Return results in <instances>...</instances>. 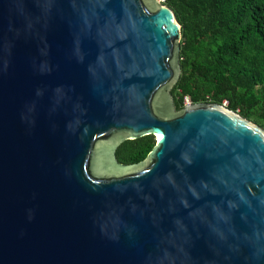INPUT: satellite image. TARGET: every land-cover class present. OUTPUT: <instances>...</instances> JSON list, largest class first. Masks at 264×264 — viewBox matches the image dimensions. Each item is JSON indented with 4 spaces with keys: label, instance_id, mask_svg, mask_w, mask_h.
I'll use <instances>...</instances> for the list:
<instances>
[{
    "label": "water",
    "instance_id": "obj_1",
    "mask_svg": "<svg viewBox=\"0 0 264 264\" xmlns=\"http://www.w3.org/2000/svg\"><path fill=\"white\" fill-rule=\"evenodd\" d=\"M164 1L0 0V264H264V129L177 110Z\"/></svg>",
    "mask_w": 264,
    "mask_h": 264
},
{
    "label": "trees",
    "instance_id": "obj_2",
    "mask_svg": "<svg viewBox=\"0 0 264 264\" xmlns=\"http://www.w3.org/2000/svg\"><path fill=\"white\" fill-rule=\"evenodd\" d=\"M182 30L179 82L172 95L181 111L193 104H218L264 129V0H165ZM153 135L124 142L117 158L144 161Z\"/></svg>",
    "mask_w": 264,
    "mask_h": 264
},
{
    "label": "built area",
    "instance_id": "obj_3",
    "mask_svg": "<svg viewBox=\"0 0 264 264\" xmlns=\"http://www.w3.org/2000/svg\"><path fill=\"white\" fill-rule=\"evenodd\" d=\"M190 103H191L190 100L187 99V100H186V105H187V104H190Z\"/></svg>",
    "mask_w": 264,
    "mask_h": 264
},
{
    "label": "rangeland",
    "instance_id": "obj_4",
    "mask_svg": "<svg viewBox=\"0 0 264 264\" xmlns=\"http://www.w3.org/2000/svg\"><path fill=\"white\" fill-rule=\"evenodd\" d=\"M224 106H226V103H225V105ZM254 123V122H253ZM256 124V123H255ZM258 125V124H257ZM259 126V125H258ZM261 127V126H260ZM262 128V127H261Z\"/></svg>",
    "mask_w": 264,
    "mask_h": 264
},
{
    "label": "snow or ice",
    "instance_id": "obj_5",
    "mask_svg": "<svg viewBox=\"0 0 264 264\" xmlns=\"http://www.w3.org/2000/svg\"><path fill=\"white\" fill-rule=\"evenodd\" d=\"M160 139H163V137H160Z\"/></svg>",
    "mask_w": 264,
    "mask_h": 264
},
{
    "label": "clouds",
    "instance_id": "obj_6",
    "mask_svg": "<svg viewBox=\"0 0 264 264\" xmlns=\"http://www.w3.org/2000/svg\"><path fill=\"white\" fill-rule=\"evenodd\" d=\"M187 100V99H186ZM186 104V103H185ZM191 104V103H190ZM188 105V104H187Z\"/></svg>",
    "mask_w": 264,
    "mask_h": 264
}]
</instances>
